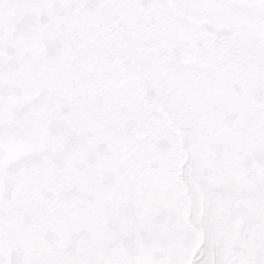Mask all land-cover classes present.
Masks as SVG:
<instances>
[{
    "label": "snow or ice",
    "instance_id": "1",
    "mask_svg": "<svg viewBox=\"0 0 264 264\" xmlns=\"http://www.w3.org/2000/svg\"><path fill=\"white\" fill-rule=\"evenodd\" d=\"M0 264H264V0H0Z\"/></svg>",
    "mask_w": 264,
    "mask_h": 264
}]
</instances>
